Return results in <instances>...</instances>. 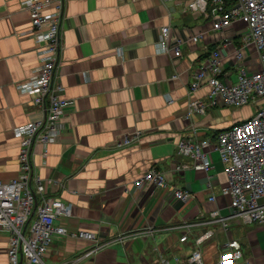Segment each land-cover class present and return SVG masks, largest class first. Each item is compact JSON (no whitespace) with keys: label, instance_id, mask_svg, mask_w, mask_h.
Here are the masks:
<instances>
[{"label":"crops","instance_id":"0c3cea01","mask_svg":"<svg viewBox=\"0 0 264 264\" xmlns=\"http://www.w3.org/2000/svg\"><path fill=\"white\" fill-rule=\"evenodd\" d=\"M23 1L0 0L2 183L18 177L19 139L13 130L39 117L32 98L14 88L33 76L39 62V47L25 34L30 20L21 8ZM184 4L185 0H65L57 81L68 103L66 130L47 146L45 155L36 147L32 163L41 180L61 183L49 193L71 206L70 216L61 219L66 229L90 232L97 242L109 244L91 252L95 242L53 236L44 264H159V253L166 259L178 254L184 260L196 249L202 251L203 264H218L228 242L240 248L236 264H258L264 256V223L242 225L230 218L223 228L209 215L231 214L228 198L221 193L225 176L217 153L210 155L208 173L192 171L191 160L177 155L180 140L214 146L220 131L254 112L246 106L231 116L230 107H211L206 85L188 93L193 75L221 38H228L223 53L232 57L240 37H235L236 25L226 32L228 37L208 32L195 44L183 43L188 35L210 28L207 20L185 12ZM167 25L182 41L178 59L157 51L159 29ZM221 72L236 75L231 59ZM193 101L203 104L202 113L189 112ZM124 137L136 138L120 145ZM180 165L189 169L172 171ZM151 168L164 174L167 187L135 188L133 181ZM173 188L188 191L190 199L175 201ZM210 196L215 201L209 202ZM184 221L192 227L187 242L179 243L175 227ZM147 227L153 233L143 239ZM206 231L211 237L196 246L195 239ZM8 238L0 231V264H8ZM19 264L26 262L21 259Z\"/></svg>","mask_w":264,"mask_h":264},{"label":"built area","instance_id":"2783aa9c","mask_svg":"<svg viewBox=\"0 0 264 264\" xmlns=\"http://www.w3.org/2000/svg\"><path fill=\"white\" fill-rule=\"evenodd\" d=\"M173 1V0H164ZM63 0H27L22 8L29 12L32 33L40 46L38 52L40 66L27 82L16 86V90L32 98L42 118L33 120L13 130L20 139L17 156L18 177L6 183L0 182V228L9 235L8 264H44L49 253L53 236L68 237L74 240H90L93 236L84 231H68L61 219L70 216V205H64L58 198L50 196L49 188L57 189L61 184L54 179L41 180L34 172L32 157L36 145L45 146L55 142L66 130L63 118L67 102L59 97L60 85L56 81L60 53L59 25L63 13ZM184 11L207 20L209 31L203 30L184 38L183 43L195 44L208 37H228L226 32L238 25L235 37H240V45L233 56L224 54L229 46L228 38H221L218 48L211 51L201 63L188 93H193L198 84L211 87L207 96L209 105L254 107L253 115L232 124L216 135L215 145L208 141L197 142L185 138L177 144V155L188 157L192 169L208 173L212 168L210 155L216 152L223 165L225 181L222 195L228 198L231 214L218 218L217 211L210 217L226 227L227 219H237L242 225H262L264 223V0H185ZM51 9L50 12H45ZM169 25L159 29L157 51L170 53L175 59L181 55L182 41L171 34ZM251 51L255 55L251 56ZM232 60L236 68V80L221 72L227 60ZM174 78V77H173ZM203 104L189 103V112L202 113ZM136 136V134L134 135ZM136 137H124L120 145H127ZM46 151L43 152V155ZM183 165L172 171L186 170ZM164 174L151 168L133 181L135 188L151 185L155 189H165ZM48 190V192H47ZM191 194L186 190L173 188V199L184 203ZM209 202L215 201L213 196ZM28 225V226H27ZM28 227V232L26 229ZM192 223L182 222L175 229L180 233L179 243H185ZM153 228L143 230L141 237L152 234ZM210 231L195 239L200 246L211 237ZM218 264H236L242 254L236 242H228ZM96 251V250H95ZM155 251L159 253L158 249ZM93 252V251H91ZM159 264H203L202 251H192L184 260L178 254L170 259L159 253Z\"/></svg>","mask_w":264,"mask_h":264},{"label":"bare ground","instance_id":"6f19581e","mask_svg":"<svg viewBox=\"0 0 264 264\" xmlns=\"http://www.w3.org/2000/svg\"><path fill=\"white\" fill-rule=\"evenodd\" d=\"M25 1H27V0H25ZM25 1H23L22 2V4H21V8H22V5H23V3L25 2ZM160 1H162V2H173V1H164V0H160ZM63 3H64V6H63V13H62V19H61V22H60V25H59V45H60V31H61V25H62V21H63V19H64V8H65V0H63ZM23 9V8H22ZM24 10V9H23ZM24 11H26L27 12V15H28V17H29V12L27 11V10H24ZM51 11V9H46V11L45 12H50ZM29 20H30V17H29ZM29 34L30 35V38L34 41V43L39 47V50H40V46L36 43V41H35V39H34V35H33V33H32V27H31V21H30V28H29V30L26 32V34ZM28 35V36H29ZM39 52V51H38ZM37 52V53H38ZM38 57H39V55H38ZM59 61H58V66H59ZM40 66V58H39V62H38V66H37V68ZM36 68V69H37ZM35 69V70H36ZM34 70V71H35ZM34 71H33V76H34ZM57 72H58V70H57ZM197 73V72H196ZM196 73L193 75V79H192V82L189 84V87L193 84V83H196V79H195V75H196ZM32 76V77H33ZM31 77V78H32ZM174 77H176V75L174 76ZM30 78V79H31ZM29 79V80H30ZM56 81H57V73H56ZM25 82H27V81H25ZM19 84H21V83H17L15 86H14V88L16 89V86L17 85H19ZM57 84L58 85H60V87H61V91L59 92V97L61 98V94H62V91H63V88H62V86H61V84L57 81ZM209 86V85H207V84H205V83H201L200 85L198 84V87L195 89V91L193 92V93H195L197 90H199L201 87H203V86ZM210 87V86H209ZM17 91V90H16ZM18 92V91H17ZM210 92H211V87H210V91H209V93H208V95L210 94ZM19 93V92H18ZM21 94V93H20ZM22 95H24V94H22ZM207 95V96H208ZM62 99V98H61ZM64 101V100H63ZM194 102V101H193ZM32 105H33V103H32ZM67 105H68V103H67ZM219 106H223V107H232V106H225V105H219ZM246 106H248V105H246ZM33 107H34V109L36 110V112L37 113H39L38 112V109H37V107L36 106H34L33 105ZM218 107V106H217ZM244 107V106H243ZM39 118H42V116H41V114L39 113V117L37 118V119H39ZM36 120V119H35ZM63 120H64V118H63ZM62 120V121H63ZM31 121H33V120H31ZM31 121H28L27 123H29V122H31ZM26 123V124H27ZM64 123V122H63ZM25 125V124H24ZM21 126H23V125H21ZM19 127V126H18ZM17 128V127H16ZM61 136V135H60ZM18 139V138H17ZM59 139V138H58ZM58 139L55 141V142H57L58 141ZM55 142H53V143H55ZM53 143H50V144H53ZM50 144H47V145H45V146H42V145H36L35 146V148L36 147H38V146H40V147H42V149H43V152L44 151H46V148H47V146L48 145H50ZM19 146H20V139H19ZM35 148H34V150H35ZM19 152V151H18ZM187 169H189V168H186V170ZM191 170L192 171H194L192 168H191ZM161 172V171H160ZM194 172H197V171H194ZM162 173V172H161Z\"/></svg>","mask_w":264,"mask_h":264},{"label":"rangeland","instance_id":"374dc122","mask_svg":"<svg viewBox=\"0 0 264 264\" xmlns=\"http://www.w3.org/2000/svg\"><path fill=\"white\" fill-rule=\"evenodd\" d=\"M26 34V33H25ZM19 36H21V35H19ZM28 36V35H27ZM232 81L233 82H235V80H236V75L234 74L232 77ZM244 107H246V106H244ZM248 107H252V108H254L253 106H251V105H248ZM242 109H244L243 107H230L228 110H229V113H230V115L231 116H233V113H234V111H237V110H242ZM239 116H243L242 114L241 115H239ZM214 154H216V153H214ZM18 164V163H17ZM14 180V179H13ZM58 187L59 188H61L62 187V185L61 184H59L58 185ZM67 218V217H66ZM28 226V225H27ZM2 229L0 228V231H1ZM68 230V229H67ZM69 231V230H68ZM28 232V227H27V229H26V233ZM85 232V231H84ZM87 233H90V232H87ZM92 236H93V238L92 239H90V240H86V239H80V240H84V241H87V242H90V243H94L93 244V246H92V249H91V251H95V250H97V251H99L100 249H102V248H104L105 246H107L109 243H99V242H97L96 241V237H95V235L94 234H92V233H90ZM261 250H264V249H261ZM180 251V253H181V250H179ZM264 254V253H263ZM7 258H8V256H7ZM252 264H254L253 262H252ZM258 264H264V256H262V257H260V259H259V263Z\"/></svg>","mask_w":264,"mask_h":264}]
</instances>
